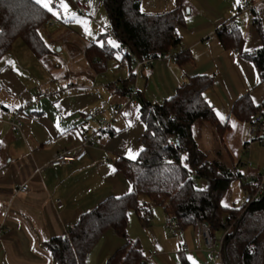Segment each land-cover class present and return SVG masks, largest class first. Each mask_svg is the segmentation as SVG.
Masks as SVG:
<instances>
[{"label": "crops", "instance_id": "obj_1", "mask_svg": "<svg viewBox=\"0 0 264 264\" xmlns=\"http://www.w3.org/2000/svg\"><path fill=\"white\" fill-rule=\"evenodd\" d=\"M156 1L144 0L142 8L146 2V9L142 11L161 14L175 7V0ZM183 1L187 19L178 28L180 46L167 54L168 58L153 60L151 69L144 73L137 74L129 59L111 60L105 72H96L86 57V49L100 34L96 37L67 23L57 33L47 36L48 27L55 25L53 15L42 30L51 49L49 55L39 58L18 39L0 58V264H57L45 242L65 237L69 227L105 199L133 191L132 183L117 171L115 162L119 158L136 160L143 150L140 138L145 125L141 120L140 99L163 104L188 78L208 75L214 77V85L205 97L224 117L222 122H229L233 103L240 97L249 95L257 105L264 101V84L254 64L241 58L237 49L224 47L219 36L220 30L234 19L231 11L237 0ZM251 1L253 9L239 12L234 19L243 39V49L248 52L263 45L252 20L246 32L238 20L239 15L251 14L264 5V0ZM226 6L230 9L228 14L224 11ZM76 30H79L77 49L71 34ZM185 51L191 53L192 62L179 65L177 55ZM63 57L68 58L65 64ZM111 63L115 64L116 71ZM117 66L121 67L120 71ZM131 76H134L132 86L140 96L135 101H128L119 89ZM47 91L51 95L33 104L35 96ZM102 100L112 106H125L113 127L97 134L96 144L88 147L83 161L50 167L58 153L79 147L86 136L98 130L97 119L84 121L81 113ZM16 120L23 122L21 137H16L11 130L10 124ZM210 128L202 127L209 135L207 138L215 142L216 130ZM216 147L209 152L223 157L221 148L225 151L226 147L222 138ZM129 150L135 159L129 158ZM25 184H29L28 191L21 189ZM169 222L166 215L167 234L172 237L164 234V223L163 226H151V221L148 224L152 249L146 251L147 245L137 240L149 262L191 264L188 259L191 257L196 264H214V256L203 243L199 225L182 230V235L175 238L176 230H170ZM157 228L163 236H159ZM123 244L124 240L119 246L110 244L112 247L104 250V264ZM154 251L157 255L152 256Z\"/></svg>", "mask_w": 264, "mask_h": 264}, {"label": "trees", "instance_id": "obj_2", "mask_svg": "<svg viewBox=\"0 0 264 264\" xmlns=\"http://www.w3.org/2000/svg\"><path fill=\"white\" fill-rule=\"evenodd\" d=\"M143 1L103 0L109 25L86 49V57L96 72H105L111 60L129 59L126 48L138 60H157L180 46L178 28L187 19L184 1L175 0L174 9L161 14L144 13ZM251 14L252 24L263 42L261 48L244 51L239 28L224 26L219 36L224 47L237 49L241 58L254 64L264 84V26L255 10ZM51 19L52 14L34 0H0V58L18 39L39 58L49 55L51 49L42 30ZM109 39L118 47H111ZM177 62L179 65L192 62L191 53L178 54ZM129 63L133 66L130 59ZM133 84L131 76L119 88L121 95L125 96ZM213 85L212 76H194L163 104L140 99L141 120L145 125L140 138L143 150L136 160L119 158L115 162L117 171L132 183L133 191L105 199L69 227L65 237L45 242L57 264H85L92 248L109 229L124 244L106 264H147L139 241L128 236V217L134 211L142 224H149L154 205L162 207L169 220H177L181 230L202 223L214 232L222 231L219 264H264V195L250 204L243 201L238 208L222 203L236 178L242 180L244 193L255 191L260 180H243V175L234 173L221 156L203 149L194 134L198 124L215 129L222 139L230 129L229 122L217 117L205 97ZM259 113L264 116V101L257 105L249 95L237 99L230 110L236 120L249 123ZM263 140L261 136L253 139ZM202 180L208 183L204 189L199 187ZM140 196L148 197L149 202L140 203Z\"/></svg>", "mask_w": 264, "mask_h": 264}, {"label": "rangeland", "instance_id": "obj_3", "mask_svg": "<svg viewBox=\"0 0 264 264\" xmlns=\"http://www.w3.org/2000/svg\"><path fill=\"white\" fill-rule=\"evenodd\" d=\"M81 4L86 6L88 10L92 13L93 19L87 20L81 14L76 5V0H65L68 4V11H64L63 7L60 6V10L58 12V16H53L52 22L55 23L53 27H48L46 30L47 36L53 35L64 28V24L71 23L73 25L78 26L83 31L90 33L94 36H98L99 34L106 31L107 26L109 25V18L106 12V9L103 5V0H78ZM161 0H157L159 2ZM249 2L252 5L251 0H239V3L243 4ZM238 3L233 7L235 11H237ZM146 9V2L143 5L142 10ZM54 10H56L54 8ZM224 11L228 14L230 9L228 6L225 7ZM259 17L262 20L264 25V5L259 6L256 9ZM238 20L241 22V29L243 32L248 30V25L251 24L252 16L251 14H241ZM87 30V31H86ZM79 30L72 32V42H74V48L77 49V39ZM174 51V50H173ZM172 51V52H173ZM171 52V53H172ZM68 58H62L63 63H67ZM134 64V63H133ZM110 64H108L109 67ZM113 69L115 70V64L111 63ZM118 71L119 66H117ZM135 69V64H134ZM116 71V70H115ZM105 102L109 103L107 100ZM90 110V109H87ZM84 111V110H83ZM233 124L235 127H233ZM230 129L225 133L223 142L225 144L226 150L224 151L223 147L221 148L223 152L222 160L231 166L233 172L237 171L243 175V180L248 178H259V175L264 170V142L253 141L255 136H253L250 132L249 122H240L236 120L234 117H230L229 119ZM96 129H99V125L96 122ZM211 129V128H210ZM194 134L197 140L202 143L201 147L207 151H214L213 149L217 148L221 143V137L217 134H214L215 142L207 138L209 135L205 133L202 129L201 124H198L194 129ZM209 134H211L209 132ZM203 136V137H201ZM218 141V144H217ZM246 148H245V144ZM224 146V145H223ZM213 158V157H211ZM235 167V168H234ZM237 169V171H236ZM261 172V173H260ZM260 173V174H259ZM242 180L236 178V180L232 183L230 189L223 199V203L227 206L231 207H241L243 205V201L245 198V193L241 187ZM208 185L206 180H202L199 182V187L204 189ZM140 203H148L149 199L146 196H140ZM166 215L165 211L162 207L153 206L152 207V217H151V226H159L164 223V234L166 236L172 237V235L167 234V228L165 225ZM163 226V225H162ZM149 225L142 224L138 215L132 211L128 217V226L127 232L128 236L133 241H141L147 245L146 251L150 248H153V238L151 234H149ZM171 231H175L177 236L175 238L180 237L182 234L178 233V229L171 228ZM157 233L159 236H163L160 228H157ZM217 243V250L220 249L221 240L224 237V233L222 231L215 232ZM123 240L115 234L114 231L106 232L104 236L97 242V244L90 251L85 264H104L105 256L104 250L109 246L112 247L117 245L119 246ZM155 246V245H154ZM106 254V253H105ZM214 264H219L215 258L213 259Z\"/></svg>", "mask_w": 264, "mask_h": 264}, {"label": "built area", "instance_id": "obj_4", "mask_svg": "<svg viewBox=\"0 0 264 264\" xmlns=\"http://www.w3.org/2000/svg\"><path fill=\"white\" fill-rule=\"evenodd\" d=\"M78 6V9L82 13L85 18L93 19L92 13L87 9L86 6L81 4L79 1L76 0L75 2ZM253 9V6L249 2L243 3L240 5L237 11H231V16L235 19L239 12H250ZM232 19L226 25L230 29L238 28L237 22ZM126 54L129 56V59L135 64V71L137 74L147 72L151 69V64L153 60H138L134 55L130 53L128 48L125 49ZM162 58H168L167 55H164ZM121 70V67H119ZM51 93L49 91L42 92L34 97L33 104L37 103L41 99L47 98ZM128 101H135L140 99L139 92L136 87H132L130 91H128L125 95ZM125 109L124 105H117L112 106L111 104L105 102L104 100L100 101L96 106L91 108L90 110H84L81 113L82 119L87 121L91 118H96L98 121L99 129L88 136L85 137L84 142L82 145L76 148L71 149H64L51 161L50 167L52 168H59L65 164H70L74 162H81L87 155L88 147L94 146L97 142V134L102 131L110 130L115 122V119L119 114H121ZM107 113V116H103L104 113ZM12 132L15 134L16 137H21L23 133V122L21 120H16L11 122L10 124ZM250 130L253 136H261L264 137V116L262 113H259L257 116L253 118L250 123ZM264 142V140H263ZM259 179V185L253 192H246L244 198V204H250L257 198L264 195V170L259 175V178H252V179H244L245 181ZM23 191H28L29 184H25L21 188ZM170 228H179V222L175 219H170L169 222ZM178 233L182 234V230H178ZM199 233L202 237L203 243L205 247L212 252L214 258L221 262V244L220 249L217 250V239L215 236L214 230L206 225L199 223ZM222 243V240H221ZM152 256L157 255V251L151 253ZM147 264H153L149 262L147 259Z\"/></svg>", "mask_w": 264, "mask_h": 264}, {"label": "snow or ice", "instance_id": "obj_5", "mask_svg": "<svg viewBox=\"0 0 264 264\" xmlns=\"http://www.w3.org/2000/svg\"><path fill=\"white\" fill-rule=\"evenodd\" d=\"M34 3L36 5H39L41 8L45 9L46 11L50 12L53 16H58L60 6L63 7L64 11H68V4L65 2V0H58V3H57V0H34ZM237 3H239V0H237ZM54 8L56 10H54ZM107 42L113 48L118 47L117 43L114 40L109 39ZM100 46L103 47V44L101 43ZM245 51H248V49H245ZM9 63H11V61H9ZM257 82H259V81H257ZM253 102H255V101H253ZM216 115L221 120L224 119V117L219 112H217ZM233 127H235L234 124H233ZM57 130H60L59 126H57ZM129 158L135 159V156L132 154L131 150H129ZM113 171H115V169H113ZM225 206H227V205H225ZM188 259L190 260L191 264H196V261L193 260L191 257H189Z\"/></svg>", "mask_w": 264, "mask_h": 264}]
</instances>
